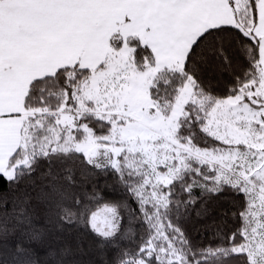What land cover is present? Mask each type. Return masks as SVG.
I'll return each mask as SVG.
<instances>
[{"label":"snow or ice","instance_id":"snow-or-ice-1","mask_svg":"<svg viewBox=\"0 0 264 264\" xmlns=\"http://www.w3.org/2000/svg\"><path fill=\"white\" fill-rule=\"evenodd\" d=\"M0 264H264V0H0Z\"/></svg>","mask_w":264,"mask_h":264}]
</instances>
